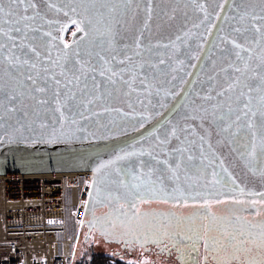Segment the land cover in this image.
I'll use <instances>...</instances> for the list:
<instances>
[{"label":"water","instance_id":"1","mask_svg":"<svg viewBox=\"0 0 264 264\" xmlns=\"http://www.w3.org/2000/svg\"><path fill=\"white\" fill-rule=\"evenodd\" d=\"M35 2L39 14L35 21L28 23L39 31L28 30V39L23 43L37 47L45 65L51 72L57 74L60 67L51 64L50 61L64 64L67 59L68 63L72 64L77 59L90 60L98 71L90 72L89 75L96 76L95 82L100 84V91L104 93V97L87 110L83 107L75 110L82 112L83 116L79 114L69 116L66 111L65 115L69 118L61 120L58 113L49 110V106L37 105L29 98L25 91L26 83L23 76H19L18 80L14 78L16 71L27 70L9 67L4 57L19 55V48H11L12 41L0 36V42L7 45L6 50L0 53L2 89L0 100H3V105L0 106V174L89 170L92 173V181L87 194L86 212H90L91 217L105 224L113 219L126 221L130 216L135 218L150 211L155 215V219H160L163 223L173 219H184L193 216L195 211L200 210L202 204L204 208L211 210L214 201L220 197L264 199V154H261L259 148V133L255 141L257 144L255 155H249L252 151L250 134L242 131L237 137L228 138L232 140L230 144L227 142L218 144L211 116H206L203 122L199 119L203 113L198 114L195 121L183 119L190 111L183 106L189 103L184 94L188 89H196L201 91L202 95L205 94L210 83L207 76L219 73L216 77V91H219L221 86L226 87L227 77L239 75L233 73L230 67L234 58L224 59L219 50L213 49L212 46L220 43L218 37L224 33L235 35L232 27L242 26L238 18L245 8H248L246 2L243 0H235V3L233 0L195 2L35 0ZM251 4L259 13L258 0H251ZM238 5L240 7H237ZM248 10L251 11V8ZM33 12V9H29L27 15L31 16ZM232 17L237 19L234 20ZM145 22L147 27L144 26ZM256 23L259 24L261 21ZM71 26H75V29L66 39L67 29ZM221 28L224 29V33H221ZM13 35L19 46L22 42L20 35L16 33ZM33 36L36 38L32 39ZM137 37L141 40L140 56L135 55ZM125 45L128 47L125 48ZM249 46L255 52H259L255 45ZM210 49L216 52L214 68L205 59ZM97 53L110 60L112 56H116V60L112 61L113 65L127 53L132 56L137 66L148 61L158 64L159 67L155 78L147 81L150 87L142 85L138 77L133 84L135 89L133 91L119 82L116 85L106 83V78L99 75L101 61ZM242 55L247 57L249 53L245 52ZM160 60H163L164 64H159ZM237 63L242 66V62ZM123 66L133 67L127 61ZM255 66L253 62L252 67ZM222 69H227V72ZM173 76L176 77L175 80L172 79ZM58 78L63 82L64 78ZM182 80L187 83H182ZM22 84L25 87H22ZM88 84L91 96L98 95L91 91L93 84L91 78ZM14 92H24V95L11 103L4 99L5 93ZM109 92L111 95H108ZM212 94L215 95V92ZM235 95L236 93H226V96H232L233 99ZM199 103L211 111V104L216 101ZM51 107L54 108L55 105ZM10 108L14 110L9 111ZM105 108L108 111H104ZM168 121L176 125L184 123L191 125L195 135L189 138L195 140L197 144L200 135H207L205 129L212 132L210 142L215 155L211 152L206 154L215 163L208 169L207 177L186 178L181 171L177 180L171 173L164 172L161 175L157 172L149 175L147 166L141 168L142 161L145 165L152 162L149 152L153 155L160 152L157 137L162 139L165 130L171 127ZM42 124L47 126L42 127ZM171 141L170 146H164V152L169 151L170 147L180 146L174 138H171ZM142 151L145 154L139 155ZM125 152H134L137 155L123 160L115 159L117 155H123ZM158 158H165L164 154L161 153ZM221 160L223 165L220 163ZM109 161L115 163L101 168L102 164ZM207 163L206 161L205 164ZM160 169L163 172L164 166L160 165ZM212 170L218 173L219 184L208 183L212 180ZM177 188L180 191L174 190ZM150 197L170 204L187 201L197 203V206L188 213H182L174 208L166 210L157 207L144 208L142 200ZM90 223L91 219L86 222L84 241H87L90 235L92 229Z\"/></svg>","mask_w":264,"mask_h":264},{"label":"snow or ice","instance_id":"2","mask_svg":"<svg viewBox=\"0 0 264 264\" xmlns=\"http://www.w3.org/2000/svg\"><path fill=\"white\" fill-rule=\"evenodd\" d=\"M233 2L235 3V0ZM243 2L248 4V8H251V11L245 8L239 16L238 19L242 26L232 27V32L235 35L224 33V29L221 28L220 31L224 34L218 37L220 43L212 46L213 49L219 50L224 59L232 60L234 58L230 67L233 73L239 75L227 77L225 81L226 87L221 86L219 91H216V77L219 73L207 76V80L210 83L205 94L202 95L201 91L196 89H188L184 94L189 103L183 106L186 109H190V111L185 114L183 119L184 121L189 119L195 121L198 118V114L203 113L204 115L199 116V119L203 122L206 116H211L213 118L212 123L215 124V136L218 138V144L225 142L230 144L232 140L228 139L229 137L235 138L244 131L245 134H250L252 138V151L249 155H255L257 133H259L260 152L264 154V0H258L259 13L256 12L255 7H252L251 0H243ZM237 7H240V5ZM29 9L34 10L31 16L27 15ZM38 14L39 11L35 0H0V36L12 41L11 48H19V55L5 56L4 59L8 61L9 67L12 69L27 70L16 71L14 78L18 80L19 76H23L26 87L24 84H22V87H25L29 98L34 100L37 105L49 106V110L58 113L61 120L69 118L65 115L66 111L69 116L76 114L83 116L82 112L75 110L81 107L87 110L89 106L94 105L97 100L104 97V93L100 91V84L95 82L96 76L91 75L90 77L89 75L90 72L95 73L98 69L90 60L81 61L77 59L74 63L69 64L67 59H65L64 64H60L59 61H50L51 64L60 67L58 74L51 72L50 68L41 59V53L37 50V47L23 43L24 40L28 39V30L32 32L39 31V29L32 28L28 23L29 21H35ZM225 19H229V17H225ZM232 19L235 20L237 17H232ZM256 21H261V23L257 24ZM21 24H23V27H21ZM144 26L147 27V22H145ZM13 33L20 35L22 42L19 46L16 44V38ZM142 35L143 33H141ZM35 38V36L32 37V39ZM177 39L180 38L177 37ZM229 45L231 46L230 48L228 47ZM249 45H255L259 52H255ZM124 47L127 48L128 45ZM140 47L141 40L137 37L135 41L136 56L141 55ZM6 48L7 45L0 42V53H3ZM8 50L10 51L11 49ZM245 52L249 53L247 57L242 55ZM97 56L101 61L99 75L106 78L108 85H116L119 82L133 91L135 90L133 84L138 77L142 85L150 87L151 85L147 81L150 78H155L156 70L159 67L158 64L148 61L141 62L137 66L132 56L127 53H125L123 59L117 61L116 65L112 63V61L116 60V56H112L111 60L99 53H97ZM215 56L216 52L210 49L209 54L205 57L213 68L216 65ZM126 61L132 64L133 67H124L123 65H125ZM237 62H242V66H239ZM253 62L256 64L255 67H252ZM159 64H164V61L160 60ZM137 67L139 72H137ZM222 71L227 72V69H222ZM58 77L64 78L63 82ZM89 78L93 81L91 91L98 93L96 96H91L89 92ZM172 79L175 80L176 77L173 76ZM182 83H187V81L182 80ZM213 92H215V95L212 94ZM226 93H236L235 98L226 96ZM253 93L256 95L253 96ZM23 95L24 92L5 93L4 99L11 103L12 101H17ZM108 95H111V93L109 92ZM213 100L216 103L211 104V111L199 103V101ZM53 104L55 105L54 108L51 107ZM2 105L3 100H0V106ZM8 110L12 111L14 109L10 108ZM104 111H108V109L105 108ZM168 123L171 127L165 130L163 138L157 137L159 141L157 147L160 152L156 155L149 152L148 155L151 156L152 162L145 165V162L142 161L141 168L147 166L149 175L157 172H160L161 175L164 172L171 173L177 180H179V172L181 171H183L186 178L198 179L207 177L208 169L215 163L206 154V152H211L212 155H215L210 142L212 132L205 129L207 135H200L199 143L197 144L195 140L189 138L195 135L191 125L187 123L176 125L171 124V121H168ZM41 126L46 127L47 125L42 124ZM171 138H174L180 146L170 147L169 151L164 152V146L171 145ZM205 144H207V149H205ZM232 150L235 151V149ZM161 153L164 154L165 158H158ZM144 154L143 151L139 153V155ZM133 155H137V153L125 152L123 155H117L115 159L123 160ZM206 161L208 162L207 165L205 164ZM113 163L115 161H109L107 164H102L101 168H106ZM220 163L223 165L222 160ZM160 165L164 166L163 172L160 169ZM193 169H195V173H193ZM116 171L119 172V169ZM223 171L226 172L227 169H223ZM141 174L143 175V173ZM211 176L212 180L208 181V183H220V179L217 178L218 173L215 170H212ZM174 190L180 191L179 188Z\"/></svg>","mask_w":264,"mask_h":264},{"label":"built area","instance_id":"3","mask_svg":"<svg viewBox=\"0 0 264 264\" xmlns=\"http://www.w3.org/2000/svg\"><path fill=\"white\" fill-rule=\"evenodd\" d=\"M91 181L84 169L0 174V264H73Z\"/></svg>","mask_w":264,"mask_h":264},{"label":"flooded vegetation","instance_id":"4","mask_svg":"<svg viewBox=\"0 0 264 264\" xmlns=\"http://www.w3.org/2000/svg\"><path fill=\"white\" fill-rule=\"evenodd\" d=\"M203 206L191 217L169 220L158 230L136 232L128 239L118 237L112 221L101 223L90 212L82 227L91 219L90 235L97 231L117 245L110 254L117 260L127 261L133 249L143 248L176 264H264V199L220 197L211 210Z\"/></svg>","mask_w":264,"mask_h":264},{"label":"rangeland","instance_id":"5","mask_svg":"<svg viewBox=\"0 0 264 264\" xmlns=\"http://www.w3.org/2000/svg\"><path fill=\"white\" fill-rule=\"evenodd\" d=\"M75 27L71 26L69 27L66 33V39L69 38L71 33L74 31ZM142 206L144 208H150V207H157L158 209H177L180 212L188 213L190 211H193L194 208L197 206V203H188L187 201H183L181 204H170L168 202H164L163 200H158L157 198H147L142 200L141 202ZM86 232V228L82 227V231L78 238V243L76 246V253H75V260L85 259L89 260V255L91 251H100L105 254H113L114 249L117 250V245H113L110 241H106L104 239L105 237L99 232H93L91 235H89L88 240L84 241V235ZM127 263H134V264H176L171 259H165L161 256H157L155 252H148L141 249H133L132 252L128 255Z\"/></svg>","mask_w":264,"mask_h":264},{"label":"trees","instance_id":"6","mask_svg":"<svg viewBox=\"0 0 264 264\" xmlns=\"http://www.w3.org/2000/svg\"><path fill=\"white\" fill-rule=\"evenodd\" d=\"M113 224H116L117 233H120L119 238L128 239L132 234L136 232H145L146 230H151V228L160 229L162 227L163 221L160 219H155L153 212H145L144 214H139L138 216L129 217L126 221L121 219H113ZM132 230V231H130ZM131 233H130V232ZM129 233V235H128ZM117 237V238H118ZM75 258V257H74ZM74 262V259H73ZM73 264H134L127 263L124 260H117L116 258L110 256L109 254L102 253L100 251H91L89 255V260L80 259L75 260Z\"/></svg>","mask_w":264,"mask_h":264},{"label":"bare ground","instance_id":"7","mask_svg":"<svg viewBox=\"0 0 264 264\" xmlns=\"http://www.w3.org/2000/svg\"><path fill=\"white\" fill-rule=\"evenodd\" d=\"M44 245H46V241H45V239H44ZM51 248H52V245H48L47 248H46V246H45V250H46V254H47L48 258H49V256H50V252H48L47 249H51Z\"/></svg>","mask_w":264,"mask_h":264}]
</instances>
